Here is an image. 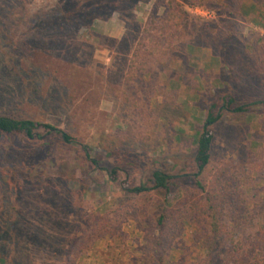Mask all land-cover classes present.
<instances>
[{
    "label": "rangeland",
    "instance_id": "374dc122",
    "mask_svg": "<svg viewBox=\"0 0 264 264\" xmlns=\"http://www.w3.org/2000/svg\"><path fill=\"white\" fill-rule=\"evenodd\" d=\"M108 2L0 0V116L72 137L0 138V176L11 190L0 193V226L9 210L20 218L8 264H155L154 220L171 208L182 216L196 201V137L209 111L218 119L202 177L219 176L231 194L225 218L248 219L264 204V103L250 105L264 100V65L245 73L235 53L250 66L264 47V4L244 0L237 19L174 1L201 25L234 21L223 60L205 44L221 31L205 39L202 26L167 16L170 0ZM156 170L182 177L169 197L152 189ZM141 185L150 190L131 192ZM169 229L161 264H201L195 226Z\"/></svg>",
    "mask_w": 264,
    "mask_h": 264
},
{
    "label": "trees",
    "instance_id": "16d2710c",
    "mask_svg": "<svg viewBox=\"0 0 264 264\" xmlns=\"http://www.w3.org/2000/svg\"><path fill=\"white\" fill-rule=\"evenodd\" d=\"M130 0H110V5L122 6L126 5ZM174 1L200 4L208 9L215 10L219 15H228L239 19L243 13L244 0H170V5L166 9V15H178L180 20H184L190 26H201L205 29V39L210 33L218 32L222 36L213 34V39L206 41L205 44L213 49L214 53L223 60H226L227 54L232 52L230 45L233 39L234 21H219L214 27L205 22L201 25V21L193 20L182 9L178 3ZM112 2V3H111ZM256 4L263 5L264 0H255ZM156 10H154L155 13ZM78 15H67L70 23L77 20ZM155 18V15L153 16ZM210 30V31H209ZM186 41L184 44H189ZM237 58L241 61V65L247 71L253 68H261L264 65V47L255 48L254 63L248 65L247 58L243 51L235 52ZM263 76V74H260ZM232 99L227 102V105L232 104ZM263 101L250 103V105L262 104ZM244 106H239L232 109L231 112L240 114L244 111ZM218 117L214 116L211 111L206 115L201 131L196 137V149L194 155V165L196 173L192 175L193 180V197L196 199L195 203L184 209L182 216L180 211L176 208L168 209L165 213L159 214L154 220V230L157 232L152 235V252L150 259L155 264H161L163 261V253L165 251L166 242L173 238V233L170 234L169 227L176 226L181 220V223H186L190 226H195V230L199 231L198 241L201 242V247L205 250L204 258L201 264H264V204L258 208L251 209L247 214L250 215L248 219L243 218L242 214L237 217L225 218L227 199L231 197L230 193H226V187L221 188L219 176L215 179L205 180L202 176L208 168L211 161V145L213 143L214 134L209 128ZM43 130L45 135L35 133L37 130ZM50 134L60 135L64 142L71 143L72 137L57 127L48 124L40 123L30 119H15L7 116H0V138L3 136L24 135L28 139H41ZM88 160L94 166L97 162L87 155ZM259 170L264 176V168L262 165ZM224 176V175H223ZM6 176H0V193L4 196L7 191L11 193L8 184L3 181ZM182 177L168 175L162 171H154L150 176V181L153 184L152 189L160 190L165 197H169L172 191L178 188ZM20 189L25 186L24 180L21 179L17 183ZM221 188V189H220ZM8 189V190H7ZM145 185L135 187L131 192L140 194L148 192ZM225 192H224V191ZM176 192H180L179 189ZM191 197V198H193ZM176 198V197H175ZM5 207H9L6 203L8 200L2 198ZM185 198L181 203L183 207ZM182 201V200H181ZM10 209V208H8ZM249 208H246L247 212ZM14 214V215H12ZM252 214V215H251ZM181 216V217H180ZM180 218V220H179ZM19 215L15 212L8 211V217L0 226V264H8V247L11 243L12 232L15 230L16 224L19 220Z\"/></svg>",
    "mask_w": 264,
    "mask_h": 264
}]
</instances>
